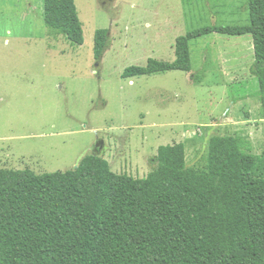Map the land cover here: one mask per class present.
Masks as SVG:
<instances>
[{
  "label": "rangeland",
  "instance_id": "1",
  "mask_svg": "<svg viewBox=\"0 0 264 264\" xmlns=\"http://www.w3.org/2000/svg\"><path fill=\"white\" fill-rule=\"evenodd\" d=\"M75 1L82 45L46 26L45 0H0V168L66 171L96 154L115 172L146 177L162 144L184 142L188 165H204L216 134L264 150L251 34L196 38L191 71L124 77L149 58L174 61L190 30L248 23L247 0ZM100 28L109 43L96 59Z\"/></svg>",
  "mask_w": 264,
  "mask_h": 264
},
{
  "label": "trees",
  "instance_id": "2",
  "mask_svg": "<svg viewBox=\"0 0 264 264\" xmlns=\"http://www.w3.org/2000/svg\"><path fill=\"white\" fill-rule=\"evenodd\" d=\"M247 7L248 23L190 30L174 61L149 58L124 77L191 71L192 40L251 34L264 117V0ZM44 21L84 44L75 0H45ZM108 43L109 30L97 29L96 59ZM153 162L146 177L115 172L96 154L66 171L0 168V264H264V150L216 134L202 166L188 165L184 142L160 145Z\"/></svg>",
  "mask_w": 264,
  "mask_h": 264
},
{
  "label": "crops",
  "instance_id": "3",
  "mask_svg": "<svg viewBox=\"0 0 264 264\" xmlns=\"http://www.w3.org/2000/svg\"><path fill=\"white\" fill-rule=\"evenodd\" d=\"M192 41H193V40H192ZM192 41H191V42H192Z\"/></svg>",
  "mask_w": 264,
  "mask_h": 264
}]
</instances>
